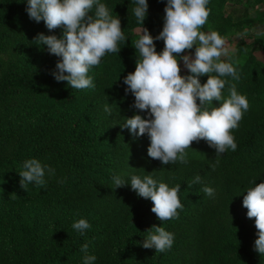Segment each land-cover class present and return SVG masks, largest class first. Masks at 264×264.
I'll use <instances>...</instances> for the list:
<instances>
[{"label":"trees","instance_id":"obj_1","mask_svg":"<svg viewBox=\"0 0 264 264\" xmlns=\"http://www.w3.org/2000/svg\"><path fill=\"white\" fill-rule=\"evenodd\" d=\"M227 1L209 0L201 31L226 36L247 30L252 40L241 36L238 56L221 60L234 62L239 80L223 79L236 85L250 107L231 130L237 150L222 154L213 170L216 151L206 141L186 150L187 165H163L148 157L147 135L134 140L120 127L137 114L134 96L125 95L123 84L139 57L135 42L142 34L135 29L145 27L155 37L167 0H148L143 25L133 13L135 0H100L121 19L126 41L118 43V54L107 53L89 70L95 88L82 90L56 82L50 73L59 58L33 41L38 33L60 37L62 29L49 32L43 21L30 20L27 0H0V201H19L0 208L8 236L0 264H83L84 244L97 257L94 264H264V255L254 251L255 218L233 219L252 182L264 183V59L254 54L264 53V36L256 35L264 32V9L253 17L247 7L228 10ZM155 45L158 53L164 48L163 41ZM200 79L203 84L207 76ZM222 92L229 96L227 84ZM107 103L111 116L104 111ZM215 106L219 103L209 105ZM31 158L50 165L55 175L46 173L45 186L31 183L24 190L18 174ZM150 173L169 187L181 185L178 218L160 222L150 200L138 197L130 185L115 189L112 181L119 175L130 184L131 175ZM196 175L202 183L191 184ZM205 186L215 190L214 197L202 191ZM79 219L91 225L84 235L72 228ZM160 224L174 234L171 250L144 249L146 231Z\"/></svg>","mask_w":264,"mask_h":264},{"label":"clouds","instance_id":"obj_2","mask_svg":"<svg viewBox=\"0 0 264 264\" xmlns=\"http://www.w3.org/2000/svg\"><path fill=\"white\" fill-rule=\"evenodd\" d=\"M208 3L209 0H167L162 31L153 37L143 27L142 35L135 42L139 53L135 71L123 79L127 86L125 95L134 96L131 107L137 114L124 118L120 127L127 129L134 140L147 135L150 141L148 157L163 165L177 162L187 165L186 150L191 149L193 142L203 140L216 151L215 163L211 165L214 170L222 154L229 149L237 150L231 130L239 127L250 107L246 96L237 92L236 85L223 79L240 78L234 62L221 60L222 55H227L226 38L217 31H201L210 14ZM148 9V0H135L133 13L138 23L144 24ZM25 11L30 20L43 21L49 32L62 29L60 37L38 33L33 41L47 46L48 53L59 58L50 74L56 82L66 81L72 89H94L89 70L98 66L107 53L118 54L121 50L118 43L126 41L121 19L114 17L100 0H27ZM246 34L247 30L238 35ZM256 35L264 36V32L258 31ZM155 41L164 43L159 53ZM182 70L189 74L182 75ZM203 76H207V80L202 84L200 78ZM226 84L227 98L222 92ZM214 101L219 106L210 108ZM104 111L111 116V105L105 104ZM46 173L54 176L55 169L36 158L23 161L18 174L20 187L26 190L31 183L45 186ZM112 181L115 189L130 185L138 197L150 200L154 205L151 212L160 222L178 218V209L183 208L178 196L181 185L169 187L154 179L152 173L143 177L131 175L130 184L119 175H114ZM196 183H202L200 175L191 181V184ZM252 183L254 187L243 197V207L247 209V218H255L258 238L254 251L264 255V183ZM202 191L209 197L215 196L211 187L205 186ZM90 227L85 219L72 224L81 235ZM146 233L144 249H155L156 253L171 250L174 234L161 224L153 225ZM80 250L84 253L83 264H94L97 257L88 254V245H82Z\"/></svg>","mask_w":264,"mask_h":264},{"label":"rangeland","instance_id":"obj_3","mask_svg":"<svg viewBox=\"0 0 264 264\" xmlns=\"http://www.w3.org/2000/svg\"><path fill=\"white\" fill-rule=\"evenodd\" d=\"M263 2L264 0H235V3H233L232 0H228L227 1V8L229 9H236L238 12H241V10L244 7L248 8L249 14L253 17L258 16L260 13L263 12ZM161 27L160 29L154 30V34L157 36L159 34L160 31H162ZM135 31L139 34H142L143 28H136ZM226 38V44H225V48L227 49V55L228 54H234L236 56H238V43L240 41V37L241 35L238 34H234V33H229L226 36H222ZM242 37H244L246 42H250L252 40L251 37H248L247 34L243 35ZM194 53V49L190 50ZM255 56L258 59L263 60L264 59V53L262 52H255L254 53ZM226 55H222L221 58L225 57ZM181 67L183 69V65L181 62ZM18 200H15L13 198H5L3 200L0 201V208L4 210H6L7 208L14 206L16 204H18ZM239 210L234 211L233 213V219H237V218H246L247 217V209L244 208L243 206H239L238 207ZM3 215V212L0 214V254L2 252H4V248H5V243L7 241V225L5 223V220L3 217H1ZM234 222V221H233ZM231 232H235L236 226L233 225V227H231Z\"/></svg>","mask_w":264,"mask_h":264}]
</instances>
